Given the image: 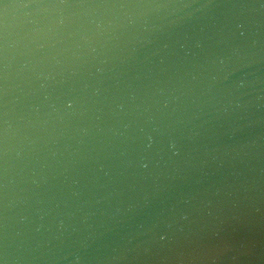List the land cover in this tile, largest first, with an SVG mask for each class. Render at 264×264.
Listing matches in <instances>:
<instances>
[{
	"label": "water",
	"instance_id": "water-1",
	"mask_svg": "<svg viewBox=\"0 0 264 264\" xmlns=\"http://www.w3.org/2000/svg\"><path fill=\"white\" fill-rule=\"evenodd\" d=\"M0 264H264V0H0Z\"/></svg>",
	"mask_w": 264,
	"mask_h": 264
},
{
	"label": "clouds",
	"instance_id": "clouds-1",
	"mask_svg": "<svg viewBox=\"0 0 264 264\" xmlns=\"http://www.w3.org/2000/svg\"><path fill=\"white\" fill-rule=\"evenodd\" d=\"M58 7H63V6H58ZM123 7H125V6H121V8H123ZM133 7H135V8H140V7H144V6H133ZM147 7H153V6H147ZM155 7H157V8H159V7H163V6H155ZM182 8H189V7H191V5H183V6H181ZM129 13H132L131 12V10L129 11ZM130 17H131V15H129L128 17H127V23H128V25H130V23H131V21H130ZM98 27H99V25H98ZM48 99V97L47 96H45V100H47ZM69 107H71L72 105L71 104H69L68 105ZM149 147H150V145H149Z\"/></svg>",
	"mask_w": 264,
	"mask_h": 264
},
{
	"label": "snow or ice",
	"instance_id": "snow-or-ice-1",
	"mask_svg": "<svg viewBox=\"0 0 264 264\" xmlns=\"http://www.w3.org/2000/svg\"><path fill=\"white\" fill-rule=\"evenodd\" d=\"M21 2L23 3V2H24V0H21Z\"/></svg>",
	"mask_w": 264,
	"mask_h": 264
}]
</instances>
